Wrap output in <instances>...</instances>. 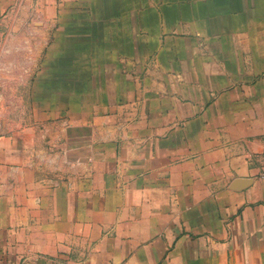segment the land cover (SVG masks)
<instances>
[{"label": "crops", "instance_id": "crops-1", "mask_svg": "<svg viewBox=\"0 0 264 264\" xmlns=\"http://www.w3.org/2000/svg\"><path fill=\"white\" fill-rule=\"evenodd\" d=\"M20 12L0 264H264V0Z\"/></svg>", "mask_w": 264, "mask_h": 264}, {"label": "rangeland", "instance_id": "rangeland-1", "mask_svg": "<svg viewBox=\"0 0 264 264\" xmlns=\"http://www.w3.org/2000/svg\"><path fill=\"white\" fill-rule=\"evenodd\" d=\"M25 12H20L14 17V0H0V87L14 84V76H4L2 71L10 69L11 62H14V37L18 38L19 46L25 44L22 40L32 35L33 29L24 25L18 27L17 20H25ZM12 54V56H11ZM22 79L23 77H19ZM25 78V77H24ZM0 94H5L1 93Z\"/></svg>", "mask_w": 264, "mask_h": 264}, {"label": "built area", "instance_id": "built-area-1", "mask_svg": "<svg viewBox=\"0 0 264 264\" xmlns=\"http://www.w3.org/2000/svg\"><path fill=\"white\" fill-rule=\"evenodd\" d=\"M263 178H264V175H263Z\"/></svg>", "mask_w": 264, "mask_h": 264}]
</instances>
